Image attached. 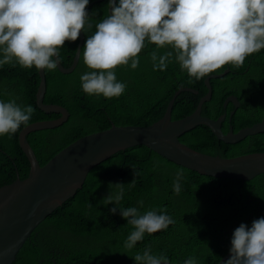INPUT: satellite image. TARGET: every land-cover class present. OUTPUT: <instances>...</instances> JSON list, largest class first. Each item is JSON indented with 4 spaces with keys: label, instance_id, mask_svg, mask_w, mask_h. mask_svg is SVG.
<instances>
[{
    "label": "trees",
    "instance_id": "obj_1",
    "mask_svg": "<svg viewBox=\"0 0 264 264\" xmlns=\"http://www.w3.org/2000/svg\"><path fill=\"white\" fill-rule=\"evenodd\" d=\"M93 1L89 0V3ZM109 7L108 0H95L87 9L89 17L83 31L84 41L72 72L61 73L57 68L44 70V102L64 106L69 117L58 127L27 134V141L40 165L77 138L112 124L146 126L157 121L163 116L174 92L181 87L187 89L176 95L172 119L193 112L207 92L205 77L200 80L190 78L181 70L175 56L166 70H154L151 52L162 55L170 49H157L146 40L136 69L130 67V62L128 66L115 69L117 80L126 84L121 96L108 99L103 95L84 93L80 77L91 70L83 63V46L88 36L96 31V24L110 15ZM78 40L66 41L59 49V60L64 67L71 64ZM257 55L258 52L254 57L248 56L239 68L227 65L217 71L228 67L236 69V74L231 72L210 79L212 96L202 104L201 114L215 119L226 112L221 126L223 132L228 129L231 115V106L225 111L223 102L230 94L243 93V84L237 80L242 82L244 74L241 71L248 63L258 67ZM39 79L38 69L34 66L31 69L21 68L18 64L0 67V101L15 100L22 107L31 105L35 111L29 123L59 116L46 114L37 107ZM250 95L253 97L250 112L258 114L259 90ZM250 112L235 110L231 121L248 117ZM19 131L11 136H0V187L13 182L17 175L24 179L29 173L30 164L18 143ZM179 140L197 151L221 157L259 151V133L230 144L218 140L203 124L182 133ZM179 170L183 171V179L181 191L176 194L173 182ZM134 179L135 186H129ZM117 183L124 184L123 198L118 206L114 202L107 204L108 196L114 197L119 191ZM140 200L143 207L137 203ZM113 207H117L116 213L110 211ZM119 207H137L140 214L156 210L158 214L171 216L175 223L154 234L146 233L143 240L129 250L125 241L134 229L120 215ZM261 217H264V174L248 180L202 175L167 160L144 145H136L120 150L94 166L75 194L34 229L13 263L136 264L133 256L151 247L153 255H166L169 262L175 264H184L189 257H195L197 264H217L230 252L234 230L241 223L251 227L252 222ZM228 258L230 256L225 261Z\"/></svg>",
    "mask_w": 264,
    "mask_h": 264
},
{
    "label": "clouds",
    "instance_id": "obj_2",
    "mask_svg": "<svg viewBox=\"0 0 264 264\" xmlns=\"http://www.w3.org/2000/svg\"><path fill=\"white\" fill-rule=\"evenodd\" d=\"M110 15L96 24V31L83 46V63L91 71L81 75L87 95L111 99L121 96L126 84L117 80L115 69L139 66L145 41L164 54L151 52L153 69L164 71L175 56L182 71L200 80L227 65L241 67L246 58L264 49V0H108ZM89 0H0V67L55 70L59 49L75 42L88 22ZM91 26L90 24L88 25ZM56 57L57 59H53ZM34 108L15 100L0 101V136L13 135L28 125ZM183 171L173 182L181 191ZM135 179L129 186H135ZM108 196L107 204L119 205L124 184ZM143 207V201L137 202ZM117 212V207L110 209ZM133 231L125 247L133 249L144 235L154 234L174 224V219L156 210L140 214L137 207L120 208ZM230 258L224 264H264V217L241 223L234 230ZM136 264H169L166 255H153L151 247L134 256ZM184 264H197L189 257Z\"/></svg>",
    "mask_w": 264,
    "mask_h": 264
},
{
    "label": "water",
    "instance_id": "obj_3",
    "mask_svg": "<svg viewBox=\"0 0 264 264\" xmlns=\"http://www.w3.org/2000/svg\"><path fill=\"white\" fill-rule=\"evenodd\" d=\"M93 2L87 5L86 11ZM108 10L110 13V7ZM83 41L84 34L81 31L73 60L68 67H64L58 58L57 69L61 73H70L75 69ZM227 72L226 69L205 77L207 92L190 114L178 119L171 118L176 95L187 89L181 87L174 92L163 116L157 121L146 126L112 124L106 129L77 138L54 154L45 164L40 165L27 141V134L62 125L68 120L69 111L62 105L44 102L45 72L38 70L40 79L36 91V105L46 114L55 113L59 116L28 123L19 131L18 143L28 159L30 169L26 178L20 179L17 175L13 182L0 187V264H14L19 249L34 229L55 208L75 194L88 172L112 154L128 147L144 145L167 160L202 175L248 180L264 174V152L221 157L197 151L179 140L182 133L199 124L208 126L218 140L230 144L264 130V113L260 122L240 128L236 132L232 129L223 132L221 126L226 112L215 119L201 114L202 104L209 101L212 95L210 79L222 77ZM232 101L238 105L236 97L228 96L224 106ZM230 255V252L226 253L217 264H222Z\"/></svg>",
    "mask_w": 264,
    "mask_h": 264
},
{
    "label": "flooded vegetation",
    "instance_id": "obj_4",
    "mask_svg": "<svg viewBox=\"0 0 264 264\" xmlns=\"http://www.w3.org/2000/svg\"><path fill=\"white\" fill-rule=\"evenodd\" d=\"M254 54L250 55L249 57H254L253 56ZM255 57L257 58L256 62L258 64V67L254 68L248 63L245 66L244 70L241 71V73L244 74V77L242 78V82H239V80H237V82L239 84H241V83L243 84L242 85L244 87V88H242V89H244L243 93H240L237 95H235V94L229 95V96H233V97L237 98L238 105H236L235 101H232V102H228L226 104V106H224V102H223V106L225 107V111L227 110L228 106H231V108L229 110L231 115L228 117L229 123H228V129L226 130V132L229 131L230 129H232V131L236 132L240 128L251 126V125L258 123L262 120L263 113H264V102H263L264 88H262V85H263L264 79H261V78L264 75V64H263L264 63V49H261L258 52V55ZM248 62H250V61L248 60ZM226 69L228 70V72L225 73L224 75L231 73V72L236 74V72H237L236 69L230 70V68L226 67L224 70H226ZM223 71H221V72H223ZM221 72H217V73H221ZM258 90H259V112H258V114H254V113L250 112V111H252V109H251L252 105L250 103H252V100H253V97H252V95H250V93L258 92ZM235 110H245V111L250 112V113H249L248 117H238L237 120L231 121ZM232 111H233V113H231ZM257 116H259V119H257ZM237 126H239L238 130H234L235 127H237ZM259 152H264V130L262 132H259Z\"/></svg>",
    "mask_w": 264,
    "mask_h": 264
}]
</instances>
